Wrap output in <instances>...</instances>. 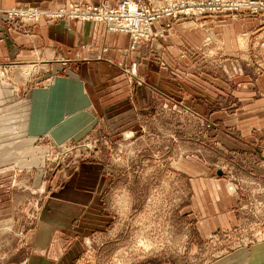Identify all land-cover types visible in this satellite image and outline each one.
<instances>
[{
    "label": "rangeland",
    "instance_id": "rangeland-1",
    "mask_svg": "<svg viewBox=\"0 0 264 264\" xmlns=\"http://www.w3.org/2000/svg\"><path fill=\"white\" fill-rule=\"evenodd\" d=\"M32 8L50 10L0 7V19L15 31L39 24L7 14ZM244 15L264 19L248 11L230 17ZM106 32L129 36L124 54L155 40L133 48L131 35ZM179 56L172 61L184 72L189 59ZM15 68L0 69V264H264V138L239 130L233 98L202 119L148 107L138 118L144 129H124V113L101 112L67 59L23 66L13 82ZM207 166L241 220L202 238L196 223L208 218L193 217L186 169Z\"/></svg>",
    "mask_w": 264,
    "mask_h": 264
},
{
    "label": "crops",
    "instance_id": "crops-1",
    "mask_svg": "<svg viewBox=\"0 0 264 264\" xmlns=\"http://www.w3.org/2000/svg\"><path fill=\"white\" fill-rule=\"evenodd\" d=\"M120 1L0 0V7H26L36 3L42 9H59L79 2L115 7ZM167 24L172 30L165 38L142 42L134 52L124 54L130 47L129 36L107 33L102 25L89 33L86 25L76 22L48 25L41 21L15 31L0 19V69L13 64L16 67L13 82H16L20 73L17 69L23 66L47 68L67 59L81 76L90 101L101 112L109 113V118L113 112L124 113L126 120L120 124L124 129H144L138 118L142 112H150L148 107L152 111L161 107L167 113L191 114L202 119L209 114L211 118L222 98H233L228 109L238 113L239 130L243 132L249 127L263 139L264 19L249 15L203 20L162 18L156 27ZM198 49L202 53L196 52ZM179 55L189 59V68L184 72L172 61V56L180 58ZM198 67L201 72H197ZM180 81L184 82L182 89L178 88ZM143 85L150 88L146 90ZM144 97L149 98L146 105L142 103ZM186 171L194 193L193 217L208 218L196 223L201 237L237 226L241 212H235V208L230 212V204L226 206L224 181L219 177L214 179L208 166ZM216 172L224 174L220 170ZM76 194L79 202L84 203L80 197L85 194ZM232 201L237 203L235 198ZM42 252L45 255L46 250Z\"/></svg>",
    "mask_w": 264,
    "mask_h": 264
},
{
    "label": "built area",
    "instance_id": "built-area-1",
    "mask_svg": "<svg viewBox=\"0 0 264 264\" xmlns=\"http://www.w3.org/2000/svg\"><path fill=\"white\" fill-rule=\"evenodd\" d=\"M147 1L121 0L115 7L106 4L79 2L70 5L69 8H61L55 11L36 8L29 10L12 9L7 14L13 18H20L24 22L43 20L52 24L67 19L83 25H103L108 32L131 35L133 48L137 47L138 42L141 40L149 41L165 36L166 30L161 26L156 27V24L162 18L176 20L188 17L199 20L208 17L236 16L246 11L250 14H264V1L262 0ZM167 28L170 29V24L167 25Z\"/></svg>",
    "mask_w": 264,
    "mask_h": 264
},
{
    "label": "bare ground",
    "instance_id": "bare-ground-1",
    "mask_svg": "<svg viewBox=\"0 0 264 264\" xmlns=\"http://www.w3.org/2000/svg\"><path fill=\"white\" fill-rule=\"evenodd\" d=\"M129 134V133H128ZM130 136V135H129ZM230 191H233V188H231V190Z\"/></svg>",
    "mask_w": 264,
    "mask_h": 264
}]
</instances>
